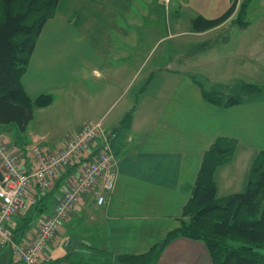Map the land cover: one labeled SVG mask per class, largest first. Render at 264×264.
<instances>
[{"label":"crops","instance_id":"1","mask_svg":"<svg viewBox=\"0 0 264 264\" xmlns=\"http://www.w3.org/2000/svg\"><path fill=\"white\" fill-rule=\"evenodd\" d=\"M169 1L59 0L54 16L41 29L22 77L31 99L39 94L53 96L49 105L33 109L32 119L35 111L46 113L59 104L64 107L68 99L78 102V94L86 91L79 88L68 99L64 92L72 89L76 77L84 78L88 73L96 80L105 76L107 88H128L138 78L136 72L145 70L149 62L154 46L146 50V39L155 38L156 32L161 34V30L157 31L161 26L156 23L164 21L169 32L166 36L172 39L191 38L180 41L185 47L189 45L190 50L205 48L207 36L236 21L239 4L221 24L198 31L193 28V18L199 14L210 17L211 12L205 15L203 11H195L188 28L179 29L177 22L172 28L167 16L162 17L166 6L163 2ZM157 38L155 42L162 37ZM216 40L208 45L209 52ZM229 40L228 36L221 37L224 45ZM245 44L243 52L251 54L247 58L264 51L258 49L257 41ZM237 47L241 51L240 42ZM146 71L142 86L138 85L139 94L111 115L110 120L104 121V100L91 102L95 119L102 121L105 132L114 133V187L101 205L96 203V193L84 194L36 264H128L117 257L147 252L179 226L203 155L217 137L237 141L233 159L215 172L217 195L222 197L245 189L251 162L264 150V97L249 95L241 103L220 106L205 100L203 85L171 62L163 66L162 61H153ZM127 113L131 117L125 124L123 118ZM95 119H84L65 133L36 131L28 128L30 122L25 134L14 124L0 125V137L16 151L28 171L34 167L33 146L39 145L45 151L58 150L84 122ZM98 141L81 159H74L71 168L60 170L48 189L41 190L35 183L27 188L24 204L10 226L27 230L28 218H35V222L29 230L22 231L21 237L15 233L18 242L30 240L41 219L51 213L56 199L67 190L69 179L97 152ZM0 262L15 264L9 246H0ZM153 264L213 263L202 241L179 236L163 248Z\"/></svg>","mask_w":264,"mask_h":264},{"label":"trees","instance_id":"2","mask_svg":"<svg viewBox=\"0 0 264 264\" xmlns=\"http://www.w3.org/2000/svg\"><path fill=\"white\" fill-rule=\"evenodd\" d=\"M58 1L0 0V125L14 124L19 132L25 131L33 117V109L53 101L51 94H39L31 99L25 91L22 77L41 29L54 16ZM249 1L239 2L237 21H240ZM236 4L234 0L214 18L197 15L192 20L193 28L201 31L221 24L235 11ZM240 22L243 24L242 20ZM246 85L257 89L255 84ZM202 94L205 100L220 106L243 101V97L238 95L220 96L204 89ZM130 115L126 114L123 123H129ZM236 148L235 139L217 137L203 155L179 226L147 252L118 256L117 260L128 264H153L171 240L182 236L202 241L213 264H264V150L253 158L244 190L222 197L217 195L215 172L233 159ZM28 221L30 223V218ZM16 229L25 231L20 226ZM12 231L16 238V230Z\"/></svg>","mask_w":264,"mask_h":264},{"label":"rangeland","instance_id":"3","mask_svg":"<svg viewBox=\"0 0 264 264\" xmlns=\"http://www.w3.org/2000/svg\"><path fill=\"white\" fill-rule=\"evenodd\" d=\"M226 1L171 0L167 3L163 2L166 6L165 9L163 8L162 17L167 16L169 26L171 25L172 28L176 22L179 29L188 28L191 25V18L195 16L197 11H203L205 15L207 12H211V16L217 17L234 0H229L228 5L224 6V2ZM241 1L237 0L236 2L239 3ZM211 16L208 18H214ZM235 20V22L228 23L223 30L215 31L207 36L209 41L204 46L205 48L194 50H190L189 45L185 47L180 42H186L191 38L183 36L172 39L170 36H166L169 32L166 30L164 21L162 24L156 23V26H161L157 30H161V34L156 32L154 34L155 38L149 37V39H146V50L154 46V49H152L148 56L149 62L145 66V70L136 72V77L138 78L128 88L118 86L107 88L105 86V76L99 80L94 79L90 73L84 78L76 77L72 89L64 92L68 94L65 95L66 98L71 97L70 93L77 94L79 88L86 91V94L80 92L78 94L79 100L76 103L73 99H68L63 103L64 107H62V104H59V107L46 111V113H42L39 110L35 111L34 118L30 121L28 128L36 129V131L50 129V131L55 133L68 132L84 119H95V109L91 105V102L95 100H104V103H102V105H105V109L103 108V110L106 111L104 121L110 120L111 115L122 106L125 108L126 104L131 103L134 96L139 94L140 86L143 84L142 79L147 74L146 70L153 64V61L160 63L162 61L163 66L171 62L174 67L191 74L199 85H203V89L211 92L214 91L220 96L238 95L245 98L249 95H255L264 97V51H260L258 56L250 58H247L251 55L249 51L243 52L246 46L245 43L249 41L254 42V44L257 41L258 49L264 48V0H250L245 8V12L240 16V21L242 20L243 24L239 20L237 21V16ZM159 35L162 38L158 42H155ZM222 36L230 38L227 45H224L221 41ZM214 39H217L216 44L214 45V49L209 52L207 50L208 45L215 42L213 41ZM239 42L241 44V51L237 47ZM249 75H252L250 79H253V81L248 80ZM250 82L257 86L256 90L246 85L250 84ZM46 119L48 120L45 121ZM20 133L25 134V131L21 130ZM34 222L35 218H32L27 230L33 226ZM12 227L16 230V234L19 237L23 235V232L16 229V225L12 224Z\"/></svg>","mask_w":264,"mask_h":264},{"label":"built area","instance_id":"4","mask_svg":"<svg viewBox=\"0 0 264 264\" xmlns=\"http://www.w3.org/2000/svg\"><path fill=\"white\" fill-rule=\"evenodd\" d=\"M113 138L114 133L105 132L101 120H88L70 134L58 150L45 151L39 145L33 146L34 167L27 171L16 151L0 137V246H10L15 264H36L40 260L84 194L94 192L97 204L105 202L116 177ZM97 141V152L69 179L67 190L56 199L51 213L41 219L30 240L18 242L9 222L22 208L27 188L35 183L41 190L48 189L63 167H69Z\"/></svg>","mask_w":264,"mask_h":264}]
</instances>
